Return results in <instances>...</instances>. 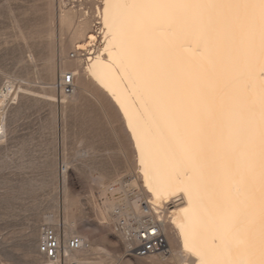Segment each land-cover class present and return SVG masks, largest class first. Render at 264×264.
Returning a JSON list of instances; mask_svg holds the SVG:
<instances>
[{"label": "bare ground", "instance_id": "bare-ground-1", "mask_svg": "<svg viewBox=\"0 0 264 264\" xmlns=\"http://www.w3.org/2000/svg\"><path fill=\"white\" fill-rule=\"evenodd\" d=\"M97 10L100 31L75 48L121 115L181 263L264 264V0H101ZM110 185L106 202L143 213V197L131 206L127 187L116 196Z\"/></svg>", "mask_w": 264, "mask_h": 264}, {"label": "rangeland", "instance_id": "rangeland-1", "mask_svg": "<svg viewBox=\"0 0 264 264\" xmlns=\"http://www.w3.org/2000/svg\"><path fill=\"white\" fill-rule=\"evenodd\" d=\"M99 7L101 0H0V264H39L45 223L88 242L77 256L83 264H182L167 211V254H129L110 220L108 185L136 190L124 191L131 206L148 196L121 115L86 76L89 54L75 48L100 31ZM67 71L75 90L60 99L55 82Z\"/></svg>", "mask_w": 264, "mask_h": 264}, {"label": "built area", "instance_id": "built-area-1", "mask_svg": "<svg viewBox=\"0 0 264 264\" xmlns=\"http://www.w3.org/2000/svg\"><path fill=\"white\" fill-rule=\"evenodd\" d=\"M57 95L61 99L73 92L74 75L67 71L55 82ZM120 183H112L108 193L116 192ZM134 190V189H133ZM135 191V190H134ZM119 192V191H118ZM128 193L134 192L128 187ZM117 196L118 193L116 192ZM143 213L138 215L127 210V203L115 201L109 211L114 231L120 235L125 243L126 251L137 257H146L153 254H167L169 245L162 230V222L152 216V208L148 201L141 200ZM87 247V241L80 235L65 237L60 226L45 223L39 228L37 252L40 256L39 264H81L74 258Z\"/></svg>", "mask_w": 264, "mask_h": 264}]
</instances>
